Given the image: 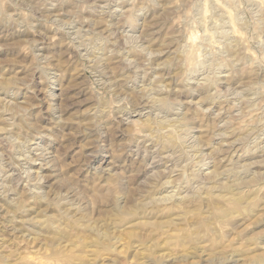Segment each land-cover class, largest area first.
Segmentation results:
<instances>
[{"label": "rangeland", "instance_id": "rangeland-1", "mask_svg": "<svg viewBox=\"0 0 264 264\" xmlns=\"http://www.w3.org/2000/svg\"><path fill=\"white\" fill-rule=\"evenodd\" d=\"M0 84V264H264V0H0Z\"/></svg>", "mask_w": 264, "mask_h": 264}, {"label": "bare ground", "instance_id": "bare-ground-1", "mask_svg": "<svg viewBox=\"0 0 264 264\" xmlns=\"http://www.w3.org/2000/svg\"><path fill=\"white\" fill-rule=\"evenodd\" d=\"M237 30H238V29H237ZM234 31H235V30H234ZM239 31H240V30H239ZM236 34H237V33H236ZM238 34H239V33H238ZM152 62H153V61H152ZM154 74H155V73H154ZM103 76H104V75H103ZM112 77H113V76H112ZM119 77H120V76H119ZM116 80H117V79H116ZM110 81H111V80H110ZM120 81H121V80H120ZM117 83H118V82H117ZM116 85H117V84H116ZM118 85H119V84H118ZM1 86H3V84H0V89H1ZM108 86H109V85H108ZM206 86H207V85H206ZM203 88H204V86H203ZM207 88H208V87H207ZM108 90H109V89H108ZM203 90H206V89H203ZM211 90H212V89H211ZM210 92H211V91H210ZM115 95H116V94H115ZM157 100L159 101V99H157ZM164 101H165V100H164ZM99 102H101V101H99ZM104 104H105V103H104ZM100 105H101V104H100ZM106 105H107V104H106ZM100 110H101V109H100ZM101 111H102V110H101ZM105 111H106V110H105ZM253 111H254V110H253ZM103 112H104V110H103ZM117 112H118V111H117ZM5 113H6V112H5ZM10 117H12V114H11ZM13 117H14V116H13ZM219 118H220V117H219ZM176 120H177V119H176ZM166 121H167V120H166ZM151 122H152V121H151ZM161 122H162V120H161ZM154 124H155L156 128L158 127V129H162V128H166L165 126H166L167 123H165V122H164V123H160V122H159V123L156 124V123H150V122H149V123H148L147 125H145V126H147V127H148V126H152V127H153ZM168 124H169V123H168ZM168 124H167V125H168ZM175 126H176V125H175L174 123H173V124H170V128H171L170 130L173 131V130L175 129ZM183 126H184V125H183ZM152 127H151V128H152ZM177 128H178V127H177ZM177 128H176V129H177ZM0 129H1V128H0ZM167 129H168V127H167ZM2 130H3V129H2ZM151 130H152V129H151ZM153 130H154V129H153ZM182 130H183V129H182ZM184 130H185V127H184ZM159 131H160V130H159ZM171 131H170V132H171ZM174 131H175V130H174ZM259 131H260V130H259ZM259 131H258V132H259ZM152 132H153V131H152ZM168 132H169V131H168ZM232 132H233V131H232ZM158 133H159V132H158ZM158 133H157V134H158ZM160 133H161V132H160ZM171 133H172V132H171ZM161 134H162V133H161ZM161 134H160V135H161ZM169 134H170V133H169ZM169 134H168V135H169ZM235 134H236V133H235ZM163 135H164V134H163ZM150 136H151V135H150ZM161 136H162V135H161ZM169 136H170V135H169ZM171 136H172V135H171ZM232 136H233V135H232ZM254 136H255V135H254ZM260 136H261V135H260ZM158 137H159V136H158ZM227 137H228V136H227ZM145 138H147V137H145ZM148 138H149V137H148ZM161 138H162V137H160V139H161ZM167 138H168V137H167ZM174 138H175V139H174ZM174 138H173V137H169L168 140H165L164 143H163V147H164L165 150H172V151H174L175 153H177V152L179 153V151H180V150H179L180 146H179V144H178L179 142L177 141L178 138H176V136H175ZM178 140H180V139H178ZM151 142H152V141H151ZM255 142H256V141H255ZM258 143H259V141H258ZM183 144H184V143H183ZM181 145H182V143H181ZM138 146H139V145H138ZM250 146H251V145H250ZM229 147H230V146H229ZM249 149H250V148H249ZM263 149H264V148H263ZM184 150H185V149H184ZM199 150H200V149H199ZM250 150H251V149H250ZM137 151H138V150H137ZM163 151H164V150H163ZM157 152H158V151H157ZM181 152H182V151H181ZM244 152H245V151H244ZM138 153H139V152H138ZM141 153H142V152H141ZM145 153H146V152H145ZM183 154H184V152H183ZM254 154H255V153H254ZM187 156H188V155H187ZM37 157H38V156H37ZM42 157H43V155H42ZM143 157H144V156H143ZM154 157H155V156H154ZM199 158H200V157H199ZM232 158H233V157H232ZM142 159H144V158H142ZM157 159H158V158H157ZM172 159H174V158H172ZM32 160H34V159H32ZM189 160H190V159H189ZM198 160H200V159H198ZM231 160H232V159H231ZM34 161H35V160H34ZM156 162H157V161H156ZM177 162H179V161H177ZM152 163H153V161H152ZM179 163H180V162H179ZM33 164H34V163H33ZM150 164H151V163H150ZM195 167H196V165H195ZM243 167H244V166H243ZM184 168H185V167H184ZM246 170H247V169H246ZM246 170H245V172H246ZM156 171H157V170H156ZM179 171H180V170H179ZM161 172H162V171H161ZM176 172H177V171H176ZM183 172H184V171H183ZM156 173H157V172H156ZM163 173H164V172H163ZM13 175H14V174H13ZM168 175H169V174H168ZM9 176H10V175H9ZM38 176H39V175H38ZM160 176H161V173H160ZM188 176H189V175H188ZM157 177H158V176H157ZM157 177H156V178H157ZM161 177H162V176H161ZM166 177H167V176H166ZM166 177H165V178H166ZM197 177H198V176H197ZM163 178H164V177H163ZM163 178H162V179H163ZM190 178H191V177H190ZM198 178H199V177H198ZM160 179H161V178H160ZM180 179H181V178H180ZM9 180H10V179H9ZM155 180H156V179H155ZM166 180H167V179H166ZM171 180H173V179H171ZM41 181H42V180H41ZM168 181H170V180H168ZM236 181H237V180H236ZM236 181H235V185H236ZM153 182H154V180H153ZM156 182H157V181H156ZM239 182H240V181H239ZM239 182H238V184H239ZM159 183H160V182H159ZM163 183H170V182H166V181L164 180ZM163 183H162V185H159V184H158L157 186L155 185V187H156L155 190H152L153 192H151V194H152V193H153V194H152V196H151L150 198H151L153 201H157V202H159V201L162 200V199H161L162 197H160V198L157 197V198H156V196L158 195V194H157V192H158V191H157L158 187H161V186L163 187V186L165 185V184H163ZM181 183H182V182H181ZM210 183H211V182H210ZM232 183H233V182H232ZM37 184H38V183H37ZM233 184H234V183H233ZM244 184H245V183H244ZM177 185H178V184H177ZM179 185H180V184H179ZM204 185H205V184H204ZM152 186H153V185H152ZM168 186H169V185H168ZM171 186H172V185H171ZM201 186H203V185H201ZM189 187H190V186H189ZM234 187H235V186H234ZM38 188H39V187H38ZM153 188H154V187H153ZM163 188H164V187H163ZM178 188H179V187H178ZM203 188H204V187H203ZM231 188H233V187H231ZM237 188H238V187H237ZM188 189H189V188H188ZM161 190H162V188H161ZM168 191H169V190H168ZM177 191H178V190H177ZM191 192L193 193V191H191ZM194 192H195V191H194ZM155 193H156V194H155ZM175 194H176V192H175ZM179 194H180V193H178V195H179ZM161 195H162V194H161ZM170 195H171V194H170ZM170 195H168V196L171 198L172 195H171V196H170ZM173 195H174V194H173ZM176 195H177V194H176ZM178 195H177L176 197H179V198H180L181 196H178ZM189 195H190V194H189ZM195 195H196V194H195ZM162 196H163V195H162ZM164 196H166V195H164ZM217 196H218V195H217ZM4 197H5V196H4ZM34 197H35V196H34ZM37 197H38V196H37ZM166 197H167V196H166ZM169 197H168V198H169ZM173 197L175 198V196H173ZM173 197H172V199H173ZM183 197H184V195H183ZM183 197H181V198H183ZM204 197H205V195H204ZM40 198H41V197H40ZM170 198H169V199H170ZM191 198H192V197H191ZM201 198H202V197H201ZM201 198H200V199H201ZM211 198H212V197H211ZM147 199H148V198H147ZM163 199H164V197H163ZM165 199H166V198H165ZM175 199H176V201H177V198H175ZM187 199H188V198H187ZM181 200H182V199H181ZM184 200H186V199L184 198L183 201H184ZM192 200H193V199H192ZM207 200H208V199H207ZM150 201H151V200H150ZM169 201H170V200H169ZM183 201H182V202H183ZM187 201H189V200H187ZM197 201H198V200H197ZM201 201H202V199H201ZM201 201H199V202H201ZM5 202H6V201H5ZM147 202H148V201H146V204H147ZM161 202H162V201H161ZM163 202H166V200H165V201L163 200ZM173 202H174V200H173ZM173 202H172V203H173ZM178 202H179V201H178ZM184 202H185V201H184ZM189 202H190V201H189ZM192 202H193V201H192ZM195 202H196V201H195ZM149 203H150V202H149ZM153 203H154V202H153ZM167 203H168V202H167ZM172 203H171V204H172ZM180 203H181V201H180ZM185 203H187V202H185ZM214 203H215V202H214ZM240 203H241V202L239 201L238 204H240ZM144 204H145V202H144ZM154 204H155V203H154ZM173 204H174V203H173ZM181 204H182V203H181ZM201 204H202V203H201ZM212 204H213V203H212ZM234 204H236V201H235ZM160 205H161V204H160ZM160 205H159V206H160ZM176 205H177V204H176V202H175V206H176ZM178 205H180V204L178 203ZM183 205H184V204H183ZM187 205H189V204H186V206H187ZM231 205H232V204H231ZM231 205H230V206H231ZM143 206H144V205H143ZM150 206L152 207V205H150ZM150 206H149V207H150ZM154 206H155V205H154ZM156 206H158V205H156ZM165 206H167V205L165 204ZM169 206H170V205H169ZM186 206H185V207H186ZM189 206H190V205H189ZM189 206H188V207H189ZM173 207H174V206H173ZM173 207H171V208H173ZM175 208H177V207H175ZM182 208H183V206H182ZM141 209H142V206H141ZM143 209H144V208H143ZM147 209H148V207H147ZM173 209H174V208H173ZM233 209H234V208H233ZM235 209H236V207H235ZM227 211H228V210H227ZM121 212H122V211H121ZM138 212H139V211H138ZM228 212H229V211H228ZM231 212H232V211H231ZM121 214L123 215V213H121ZM161 224H162V223H161ZM161 227H162V225H161Z\"/></svg>", "mask_w": 264, "mask_h": 264}]
</instances>
